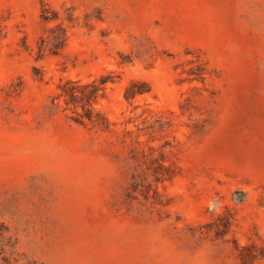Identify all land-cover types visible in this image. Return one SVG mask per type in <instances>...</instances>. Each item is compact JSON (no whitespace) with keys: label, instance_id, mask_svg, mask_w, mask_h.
Here are the masks:
<instances>
[{"label":"rangeland","instance_id":"1","mask_svg":"<svg viewBox=\"0 0 264 264\" xmlns=\"http://www.w3.org/2000/svg\"><path fill=\"white\" fill-rule=\"evenodd\" d=\"M100 76L111 131L51 108L62 80ZM131 81L148 91L128 101ZM3 228L0 264H238L235 240L264 245V0H0Z\"/></svg>","mask_w":264,"mask_h":264},{"label":"trees","instance_id":"2","mask_svg":"<svg viewBox=\"0 0 264 264\" xmlns=\"http://www.w3.org/2000/svg\"><path fill=\"white\" fill-rule=\"evenodd\" d=\"M54 18H49L45 15V10L42 13V20L45 23L52 21ZM67 26H70L72 20L70 17L66 20ZM48 34L40 38L38 46V54H42L45 50H48L50 54H57L64 48L67 41V28L64 26V22L57 23L52 27L47 28ZM108 82L114 83L115 80L107 78V76H100L90 81L83 82L81 80L66 79L62 80L57 85V92L51 97V108L57 109L59 106V100H62L65 104V108H70L76 116L74 120L85 124L86 121L95 127L104 131H111L110 122L107 117L94 107V103L98 101V98L103 96L104 90ZM137 81H131L124 89V97L126 100L134 98L136 95L146 93L148 90L141 87ZM152 162H156V165L152 167L151 175L155 183L161 182L165 179L173 177V172L168 165L162 163L160 159H153ZM143 179V178H142ZM145 179V178H144ZM136 184V181L134 182ZM150 183L145 184L148 188ZM147 193L145 198H152L154 203H160L159 192L156 189H152ZM234 218L228 211L222 214H218L208 223L205 229L212 230L216 236L223 237L231 229ZM7 229H0V239L7 241L10 240V236H6ZM233 248L236 251V258L238 264H254L258 261H264V245L257 243H250L240 245L236 240L234 241ZM5 252V250H4Z\"/></svg>","mask_w":264,"mask_h":264}]
</instances>
